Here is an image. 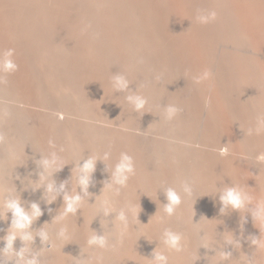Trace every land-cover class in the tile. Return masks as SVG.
<instances>
[{
	"label": "bare ground",
	"instance_id": "bare-ground-1",
	"mask_svg": "<svg viewBox=\"0 0 264 264\" xmlns=\"http://www.w3.org/2000/svg\"><path fill=\"white\" fill-rule=\"evenodd\" d=\"M213 10L214 21H197L199 13ZM8 49L15 50L18 70L0 73V92L14 96L20 109L0 101V231L11 227L12 214L3 208L11 189L10 198L19 196L26 209L35 202L42 210L27 230L34 240L18 236L16 249L27 247L39 264L96 257L103 264H152L157 247L169 264H264V247L251 242L264 241V223L252 215L256 202L264 201V162L256 159L264 153V133L254 131L257 115L264 114V0H0V56ZM205 70L211 77L195 83ZM115 75L128 78L131 93L147 97L142 113L126 101L127 93L113 89ZM48 102L57 103L52 116L28 109ZM76 102L95 115L98 127L68 120ZM168 104L181 109L170 121L164 116ZM19 129L34 140V150L33 143L18 140ZM225 145L228 154L221 156ZM52 151L64 166L34 189L43 172L38 161ZM105 152L111 158L97 161L85 195L77 162ZM121 153L133 157L135 174L115 195L103 190L112 178L107 165L114 167ZM52 181L57 189L66 182L64 191L83 197L65 221L69 240L55 237L64 192L49 204L44 193ZM182 181L194 194L168 217L161 189L181 191ZM233 184L253 201L221 213L219 191ZM106 200L113 210L107 215ZM129 204L139 205V221L130 216L124 233L117 215ZM45 227L53 247L38 235ZM165 228L183 234L182 252L160 244ZM92 235L106 237L107 247H89Z\"/></svg>",
	"mask_w": 264,
	"mask_h": 264
},
{
	"label": "clouds",
	"instance_id": "clouds-1",
	"mask_svg": "<svg viewBox=\"0 0 264 264\" xmlns=\"http://www.w3.org/2000/svg\"><path fill=\"white\" fill-rule=\"evenodd\" d=\"M217 13L213 11L201 12L197 15L196 19L201 24H207L216 19ZM15 54L14 49H8L3 52L0 56V73L11 74L18 70V65L16 64L13 56ZM211 72L205 70L198 76L194 77L193 80L195 83L199 84L204 80H208L211 77ZM3 77H0L2 80ZM159 79V77H158ZM130 81L125 75H115L111 78V84L115 91L127 93L125 96L126 101L132 106L133 110L139 113H142L148 104V99L139 92L131 93L130 92ZM210 101L205 100V106H209ZM181 111L180 108L173 104H168L164 109V116L167 120H172L176 115ZM254 131L257 135L264 133V114H258L256 117V124ZM253 129L248 130V134L251 135ZM2 139V138H0ZM49 146L55 147L53 140H49ZM63 150V149H61ZM11 153V151H10ZM10 159H15V154L10 155ZM221 156L228 154L227 145L219 149ZM111 158L110 152H105L102 158H99L95 155H89L86 159L83 158V163H80V160L77 162L75 169V175L78 178V184L81 190L88 194V187L92 181L93 174L96 171L97 161L103 160L107 161ZM256 159L259 162H264V153L258 154ZM42 166L43 172L41 173V182L34 185L35 188L41 187L44 182L52 177L56 172L60 171L64 164L57 154V152L52 151L48 155H44L43 158L38 161ZM107 165V164H106ZM108 170L112 172L111 182H105L104 190H111L115 195H119L121 189L127 187L128 181L131 176L135 174V162L133 157L127 153H121L118 161L115 163L114 167L109 168ZM19 178V177H17ZM66 182L62 183L57 189L55 187V182H48L46 185V191L44 197L49 204L56 201L57 197L61 192H64L63 200L64 206L61 213L55 217L53 225H58V229L55 232V237L58 240L65 241L70 239V233L68 226L65 223L70 216L75 215L78 210L82 207L83 197L76 192L75 189L71 193L64 191ZM164 195L166 197L167 203L163 205V212L166 216L171 217L176 214V209L182 204L184 197H192L194 194V189L191 183L188 181H182L181 191H177L174 187H162ZM15 192V189L9 191V195L3 202V208L5 212H11L12 221L11 227L8 230L7 235L0 238L4 241V247L0 248V264H7V261L15 259L16 264H39L38 259L35 256L29 257L26 255L29 252L27 247L21 248L19 251L15 248V241L19 236L23 241H32L34 237L32 234L28 233V229L31 228L33 222L37 220L42 215V210L38 203L32 202L30 210L26 209L19 196L15 198H10V194ZM219 199L223 207L220 209L221 213L227 208L233 210H240L247 207L253 201V197L248 195L247 192L239 185L233 184L232 186H225L219 191ZM108 201H104V212L109 214L113 210L108 206ZM140 212L139 205L129 204L126 208L119 210L117 219L122 224V231L126 233L130 227L129 217L138 220ZM253 219L256 222L264 223V201H257L254 210L252 211ZM164 217H161L163 220ZM139 221V220H138ZM42 237L44 242H50L52 244V235L46 229L38 233ZM160 244L164 246L167 250L182 252L185 247V238L182 233L173 231L171 229L165 228L159 239ZM233 241L229 238L228 243ZM252 244L258 245L259 247H264V241L253 238ZM88 246H95L96 248H106L107 247V238L92 235L88 241ZM239 242H237L238 245ZM159 247L154 251L153 258L151 259L152 264H169V257L163 252L158 250ZM225 258L230 255V253L223 254ZM81 264H103L102 257H96L93 260L82 261Z\"/></svg>",
	"mask_w": 264,
	"mask_h": 264
},
{
	"label": "rangeland",
	"instance_id": "rangeland-1",
	"mask_svg": "<svg viewBox=\"0 0 264 264\" xmlns=\"http://www.w3.org/2000/svg\"><path fill=\"white\" fill-rule=\"evenodd\" d=\"M0 94H4V96H2V95H0V101H3V102H1V103H7V105L9 106L10 105V108L11 109H14V108H16V109H20L18 106L16 107V106H14V104L16 105L17 103V101H16V98H14V96H10V93L8 94H5V92H0ZM12 95V94H11ZM3 99V100H2ZM4 99H5V101H4ZM10 100L12 101V102H15V103H12L11 102V104H10ZM15 100V101H14ZM0 103V104H1ZM46 104V103H45ZM52 104H54V106L52 105ZM11 105H13V106H11ZM37 106H38V108L34 105H32L31 107H29L28 109H29V111H31L33 114H35V115H39V114H41V116L43 117V116H45L46 114L48 115H53L52 113H53V111L55 110L54 108L56 107V105H57V103H55V102H51L50 103V105H49V102H48V105H47V107L46 106H44V104H36ZM75 105H76V108H77V110H75L74 112L75 113H71L70 115L71 116H69L68 117V120H73V121H81V122H79V123H81V124H83V123H85V124H89V125H91V126H93V127H98L99 126V123H98V121L95 119V115L94 114H92V115H90L91 114V112H88V111H86V112H84L85 110H83L80 106H79V102H76L75 103ZM41 106H42V109H41ZM44 107V108H43ZM52 107V108H51ZM79 107V108H78ZM32 108V110H30ZM37 110H36V109ZM40 111H39V110ZM45 109H48V111L47 110H45ZM54 109V110H53ZM81 109V110H80ZM1 110V109H0ZM15 110V109H14ZM43 110H45L44 112H43ZM52 112H51V111ZM39 111V112H38ZM42 111V112H41ZM38 112V113H37ZM80 113V114H79ZM87 113V114H86ZM45 114V115H44ZM85 114V115H84ZM76 115V116H75ZM80 115H82V116H80ZM74 116V117H73ZM86 116V117H85ZM89 116V117H88ZM93 116V117H92ZM76 117V118H75ZM77 117H79V118H77ZM72 118H74V119H72ZM80 118H82V119H80ZM85 118V119H84ZM88 118V120H86ZM76 119V120H75ZM77 119H79V120H77ZM65 120H67V118L65 119ZM91 120V121H90ZM87 121V122H86ZM94 121H96V122H94ZM93 125H92V124ZM96 123V124H95ZM19 131V133H18V136H17V138H19L18 140H24V141H28L30 144L31 143H33V144H31L30 145V147H31V149L32 150H34V147H36V144L34 143V140L33 139H30L29 140V138H28V136H27V131L25 130V132L24 131H22V130H18ZM22 131V132H21ZM23 133V134H22ZM22 135V136H21ZM24 136H26V137H24ZM148 138V137H147ZM26 139V140H25ZM149 139L150 138H148L147 140H145V145L146 146H148V142H149ZM23 142V141H22ZM28 147H29V144H28ZM36 227H37V229L39 230V229H41V225L40 224H37L36 225ZM39 227V228H38ZM0 230H1V227H0ZM4 234L5 235H7L6 233H2L1 231H0V238H2V237H4ZM17 241H19L18 239L15 241V243L17 242ZM4 241L2 240V239H0V244H1V246L3 245L4 246ZM17 251H19L20 249H16ZM26 255H28L29 257H31L32 255H29V254H26ZM11 262H12V264H16V261H15V259H13V260H11Z\"/></svg>",
	"mask_w": 264,
	"mask_h": 264
}]
</instances>
